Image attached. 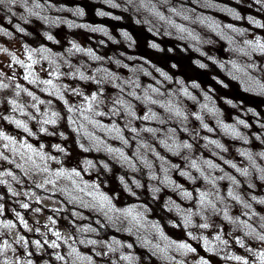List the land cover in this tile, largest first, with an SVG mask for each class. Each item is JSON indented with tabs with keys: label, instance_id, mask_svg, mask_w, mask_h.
I'll return each instance as SVG.
<instances>
[{
	"label": "rangeland",
	"instance_id": "rangeland-1",
	"mask_svg": "<svg viewBox=\"0 0 264 264\" xmlns=\"http://www.w3.org/2000/svg\"><path fill=\"white\" fill-rule=\"evenodd\" d=\"M0 264H264V0H2Z\"/></svg>",
	"mask_w": 264,
	"mask_h": 264
},
{
	"label": "trees",
	"instance_id": "trees-1",
	"mask_svg": "<svg viewBox=\"0 0 264 264\" xmlns=\"http://www.w3.org/2000/svg\"><path fill=\"white\" fill-rule=\"evenodd\" d=\"M149 55H151L153 58H155L156 56L152 53V54H149ZM158 58H160V56L158 57ZM163 58V57H162ZM161 58V59H162Z\"/></svg>",
	"mask_w": 264,
	"mask_h": 264
},
{
	"label": "snow or ice",
	"instance_id": "snow-or-ice-1",
	"mask_svg": "<svg viewBox=\"0 0 264 264\" xmlns=\"http://www.w3.org/2000/svg\"><path fill=\"white\" fill-rule=\"evenodd\" d=\"M0 2H2V0H0Z\"/></svg>",
	"mask_w": 264,
	"mask_h": 264
}]
</instances>
